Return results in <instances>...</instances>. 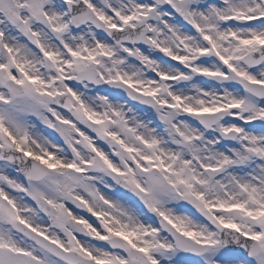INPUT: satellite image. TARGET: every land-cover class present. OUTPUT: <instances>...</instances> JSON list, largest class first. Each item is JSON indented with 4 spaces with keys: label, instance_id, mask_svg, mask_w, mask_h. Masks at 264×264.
Wrapping results in <instances>:
<instances>
[{
    "label": "snow or ice",
    "instance_id": "6c2138e0",
    "mask_svg": "<svg viewBox=\"0 0 264 264\" xmlns=\"http://www.w3.org/2000/svg\"><path fill=\"white\" fill-rule=\"evenodd\" d=\"M0 264H264V0H0Z\"/></svg>",
    "mask_w": 264,
    "mask_h": 264
}]
</instances>
